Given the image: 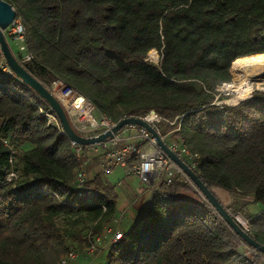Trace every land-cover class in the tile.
I'll return each instance as SVG.
<instances>
[{
  "label": "trees",
  "instance_id": "obj_1",
  "mask_svg": "<svg viewBox=\"0 0 264 264\" xmlns=\"http://www.w3.org/2000/svg\"><path fill=\"white\" fill-rule=\"evenodd\" d=\"M5 1L25 27L34 59L21 63L33 76L69 85L114 123L154 111L166 143L198 155L184 160L233 196L228 212L264 246V90L236 105L219 91L236 60L264 56V0ZM46 113L0 51V264H61L70 251L83 253L74 264H264L183 176L124 228L106 172L79 187L82 157ZM114 220L122 239L87 255Z\"/></svg>",
  "mask_w": 264,
  "mask_h": 264
},
{
  "label": "built area",
  "instance_id": "obj_2",
  "mask_svg": "<svg viewBox=\"0 0 264 264\" xmlns=\"http://www.w3.org/2000/svg\"><path fill=\"white\" fill-rule=\"evenodd\" d=\"M5 33L15 41L18 52L24 62L34 59L27 45L25 27L19 17H16L13 24ZM49 90L62 105L74 131L81 137H96L111 130L117 124L112 122L106 115L99 112L90 100L69 85L56 81ZM45 117L49 120L50 124L55 125L63 132L59 119L53 112L46 113ZM140 118L152 124L156 130V124L161 120L159 115L153 114L152 112ZM162 138L165 141L164 137ZM5 144H8V142L5 141ZM71 145L78 156L84 154V152L90 153L91 151H94L98 156L101 155L99 166L106 173H110L115 168L120 167L126 169L128 173L138 176L142 181L152 186L153 194L157 192L164 183L167 185L172 184L177 176H183L189 181L183 170L170 159L166 152L159 146L156 139L145 128L140 126H127L115 134L112 139L103 144L81 146L71 142ZM167 145L182 160H184V158L189 160L198 158L197 154L193 155L186 149L182 141H174L171 145ZM101 146L103 148H101ZM18 178V172L12 170L7 176V181L9 183H16ZM87 179L88 172L86 170V164L81 161L77 177L79 187L82 188ZM240 216V214L235 215L237 218ZM245 222L248 224L246 220ZM246 230L249 231V228ZM110 232H112L111 229L108 230V233ZM122 237V232L116 231L111 243H116L121 240ZM100 241L101 235L90 244L86 254L93 255L98 250ZM247 247L252 249L249 246ZM81 255H83V253L70 251L61 264H71L73 261L80 258Z\"/></svg>",
  "mask_w": 264,
  "mask_h": 264
},
{
  "label": "water",
  "instance_id": "obj_3",
  "mask_svg": "<svg viewBox=\"0 0 264 264\" xmlns=\"http://www.w3.org/2000/svg\"><path fill=\"white\" fill-rule=\"evenodd\" d=\"M17 17L14 7L5 0H0V51L3 59L10 71L23 82L29 86L35 93L39 95L51 108L52 112L59 119L64 134L71 142L81 146H94L107 142L112 139L115 134L120 132L123 128L135 125L145 128L157 141L159 146L166 152L170 159L175 162L185 173L192 185L200 192L202 197L212 206V208L219 214L224 222L230 229L241 239L244 243L264 256V246L258 243L248 231L239 223L237 217L232 216L227 207L224 206L217 196L214 194L212 188L197 175L194 170L177 154H175L167 143L163 140L162 136L155 129V127L140 117H127L119 121L111 130L106 131L93 138H84L78 135L72 128L67 114L65 113L62 105L53 96L51 91L40 80L33 76L24 65L14 55L9 42L6 38V30L13 24ZM237 61V60H236ZM235 61V62H236ZM234 62V63H235ZM233 63V65H234ZM232 65V67H233ZM153 114H156L152 111Z\"/></svg>",
  "mask_w": 264,
  "mask_h": 264
},
{
  "label": "rangeland",
  "instance_id": "obj_4",
  "mask_svg": "<svg viewBox=\"0 0 264 264\" xmlns=\"http://www.w3.org/2000/svg\"><path fill=\"white\" fill-rule=\"evenodd\" d=\"M5 35L14 55L18 58L20 62H24L23 58L18 52V48L15 41L7 33H5ZM149 54H151L148 55L149 60H151L153 63L156 64L159 63L160 56L156 51L150 52ZM235 68H236V64H235ZM237 71H238V75L232 72L233 74L232 82H236L237 84V90L235 92L227 91L226 89L223 88L224 86L219 88L220 93L229 97L228 100L223 101L222 103H226L229 105H236L240 101L244 100L241 99L242 93H247L251 97L255 90H264V82L263 84L262 83L260 84V82L258 81H252L250 87L245 86L243 84L240 71L239 70ZM101 148L103 147L101 146ZM79 156L82 157V161L86 164V170L88 172V176L94 174L97 170L100 169V166L97 167L91 164L93 162V159L98 156L96 153H94V151H91L90 153L84 152L83 155L81 154ZM106 179L108 180V182H110L113 186L116 187L117 210H118L117 216L119 217L117 218L119 219V221L122 215L124 214L129 215L130 212L132 211L136 210L139 213H142V211L144 210V208H146L148 204V197L150 195L149 192H147L146 194H144V197L142 196L141 188L145 187V185L141 180H139L134 176L128 178L127 173H125V170L121 168H117L111 171L110 173H106ZM138 203L139 204L141 203V205H139ZM121 220L124 228L129 226L124 216ZM238 220L243 225L244 228L248 229V224L245 222V219L242 216H240ZM112 224H115L116 227L118 225V223L115 220L109 224H106V226L104 227V231L101 235V241L98 245V250L104 248L105 246H108L109 242H111L113 238L111 237L112 232L108 233V230L112 229ZM76 261L77 260H75L72 264L77 263Z\"/></svg>",
  "mask_w": 264,
  "mask_h": 264
},
{
  "label": "bare ground",
  "instance_id": "obj_5",
  "mask_svg": "<svg viewBox=\"0 0 264 264\" xmlns=\"http://www.w3.org/2000/svg\"><path fill=\"white\" fill-rule=\"evenodd\" d=\"M236 68L237 70L240 71L241 78L245 86L250 87L252 81H258L260 82V84L261 83L263 84L264 82V56L254 55V56L238 59L236 61ZM223 86H224L223 87L224 89L230 92H235L237 90L236 82H230ZM249 97H250L249 94L242 93L241 99H246Z\"/></svg>",
  "mask_w": 264,
  "mask_h": 264
},
{
  "label": "crops",
  "instance_id": "obj_6",
  "mask_svg": "<svg viewBox=\"0 0 264 264\" xmlns=\"http://www.w3.org/2000/svg\"><path fill=\"white\" fill-rule=\"evenodd\" d=\"M97 167H98V166H97ZM118 168H120V167H118ZM115 169H117V168H115ZM115 169H114V170H115ZM121 169L125 170V173H127L128 178H130L131 176H134V177L138 178L139 180H141L138 176L128 173V171H127L126 169H124V168H121ZM100 170H101V168H100L99 170H97L96 172H99ZM112 171H113V170H112ZM89 176L92 177L93 174H91V175H89ZM141 181H142V180H141ZM142 182H143V184L145 185V187H142V188H141V190H142V196L144 197V194H146L147 192H149V195H150V196L148 197V204H147L146 208H144V210L142 211V213H139L138 211L135 210V211L130 212L129 215H125V214H124V215L121 216V219L123 218V216L126 218L127 223H128L129 225H131L132 223H134L135 221H137L139 218L143 217V216L146 214V212H147V210H148V208H149V205H150L151 199H152V195H153V189H152V186L149 185L148 183L144 182V181H142ZM212 189H213V188H212ZM213 191H214V194H215V195L217 196V198L219 199V201H220L224 206L228 207V206L232 203V201H233V196H232L230 193H228V192H226V191H224V190H222V189H220V188H214ZM138 204H139V203H138ZM139 205H141V203H140ZM134 207H135V206H134Z\"/></svg>",
  "mask_w": 264,
  "mask_h": 264
}]
</instances>
